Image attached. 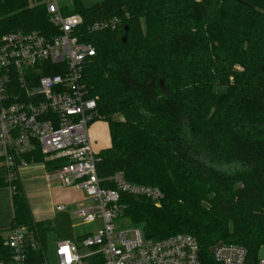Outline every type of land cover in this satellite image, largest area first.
Instances as JSON below:
<instances>
[{
    "label": "trees",
    "instance_id": "16d2710c",
    "mask_svg": "<svg viewBox=\"0 0 264 264\" xmlns=\"http://www.w3.org/2000/svg\"><path fill=\"white\" fill-rule=\"evenodd\" d=\"M43 2L0 0V34L59 33ZM62 10L82 16L79 39L96 49L83 78L110 130L99 176L122 172L164 193L160 206L122 193L123 218L154 241L192 235L205 264H215L212 250L221 243L245 247L257 262L264 247V0H72ZM115 18V28L89 30ZM3 186L12 188L14 207L10 228L0 231L3 258L10 254L5 234L16 227L39 244L33 264L47 262L58 240L83 238L68 212L35 220L19 179L0 178Z\"/></svg>",
    "mask_w": 264,
    "mask_h": 264
},
{
    "label": "built area",
    "instance_id": "2783aa9c",
    "mask_svg": "<svg viewBox=\"0 0 264 264\" xmlns=\"http://www.w3.org/2000/svg\"><path fill=\"white\" fill-rule=\"evenodd\" d=\"M43 3L59 33L0 34V165L11 183L19 179L22 167L38 162V154L44 164L62 162L46 172V181L82 188L96 202L79 208L77 215L87 224L101 222V226L82 234L79 241L58 240L57 264H205L201 247L190 234L154 241L141 229L119 223L126 220L119 205L122 193L144 196L156 206L164 193L156 186L129 182L122 172L107 179L99 176L100 158L90 127L101 118L97 98L89 95L83 78L84 66L96 49L79 39L80 14L64 13L61 0ZM118 21L97 22L89 30L115 28ZM108 182L116 187H107ZM4 244L10 254L0 255V264H33L31 251L39 244L25 227L11 229ZM212 253L215 264H264V257L255 262L240 245L221 243Z\"/></svg>",
    "mask_w": 264,
    "mask_h": 264
},
{
    "label": "crops",
    "instance_id": "0c3cea01",
    "mask_svg": "<svg viewBox=\"0 0 264 264\" xmlns=\"http://www.w3.org/2000/svg\"><path fill=\"white\" fill-rule=\"evenodd\" d=\"M90 136L94 145V149L97 153L101 150L111 146V137L108 122L104 120H98L94 122L90 127ZM34 164H40L39 166L29 165L22 167L19 170V180L23 184L28 203L32 210L33 217L37 221L54 219L59 213L69 212L70 208L74 204H79L84 201V192L79 187H68L59 183L49 184L46 181V172L49 170L46 164L43 162H36ZM43 171V176H42ZM5 169L0 165V178H5ZM44 178L42 183L45 184L43 189L50 193L54 197L51 207H38L36 206L37 196L39 192L34 191V185L38 179ZM42 189V191H43ZM58 205L65 206L66 210L59 211L56 209ZM14 218V207L12 199V188L10 186L0 187V231H7ZM101 226V222H99ZM92 232V231H91ZM7 233L5 234V236ZM55 249V247H54Z\"/></svg>",
    "mask_w": 264,
    "mask_h": 264
},
{
    "label": "rangeland",
    "instance_id": "374dc122",
    "mask_svg": "<svg viewBox=\"0 0 264 264\" xmlns=\"http://www.w3.org/2000/svg\"><path fill=\"white\" fill-rule=\"evenodd\" d=\"M82 1L85 2L86 5H91V4L98 2L100 0H82ZM61 2L62 3H71L72 0H61ZM224 89H225V87H218L217 88L218 91H223ZM32 165L39 166L40 164H32ZM42 176H43V171H42ZM43 179L44 178L40 177V179H38V181L34 185H32V187L35 188L34 191L39 192L38 194H36V196H37V202H36L37 205L36 206L41 207V208L42 207H51L52 204L54 203L53 202L54 197L51 196L50 193L45 191V189H43V187L45 186V184L42 183ZM42 189H43V191H42ZM83 192H84L83 194L85 196L83 199L84 201H82V203H79V204H74L69 210L73 229H74L76 236L82 235L84 233H88L91 231H95L100 226L99 222L93 223V224H87V223H85V221L82 218H80L77 215V211L79 210V208H86V207H89V206L96 204V202L93 199H90L87 196V194L84 190H83ZM119 223H121L123 225H129L130 224L128 220H124V221L122 220ZM47 263L48 264H57V261L55 259V255H54V246L52 247V251L48 255Z\"/></svg>",
    "mask_w": 264,
    "mask_h": 264
},
{
    "label": "water",
    "instance_id": "95a60500",
    "mask_svg": "<svg viewBox=\"0 0 264 264\" xmlns=\"http://www.w3.org/2000/svg\"><path fill=\"white\" fill-rule=\"evenodd\" d=\"M259 257L260 258H263L264 257V247L261 249Z\"/></svg>",
    "mask_w": 264,
    "mask_h": 264
}]
</instances>
